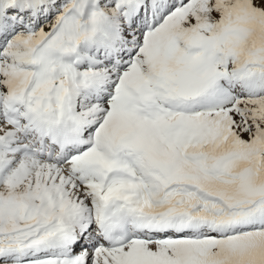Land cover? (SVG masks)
<instances>
[{
    "label": "snow or ice",
    "instance_id": "obj_1",
    "mask_svg": "<svg viewBox=\"0 0 264 264\" xmlns=\"http://www.w3.org/2000/svg\"><path fill=\"white\" fill-rule=\"evenodd\" d=\"M0 264H264V0H0Z\"/></svg>",
    "mask_w": 264,
    "mask_h": 264
}]
</instances>
